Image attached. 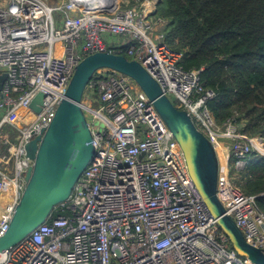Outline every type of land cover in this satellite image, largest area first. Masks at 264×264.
I'll return each mask as SVG.
<instances>
[{"label": "built area", "instance_id": "obj_1", "mask_svg": "<svg viewBox=\"0 0 264 264\" xmlns=\"http://www.w3.org/2000/svg\"><path fill=\"white\" fill-rule=\"evenodd\" d=\"M140 1L139 11H118L116 0H0V237L33 165L26 146L45 133L76 66L96 52L121 55L124 47L125 57L219 151L225 167H219L217 198L244 240L264 252V214L256 197L227 179L230 159L240 171L250 154L264 158V139L229 122L215 123L207 108L214 93L203 88L198 71L180 65L182 55L164 43L166 23L151 15L159 0ZM107 36L124 44L109 46ZM38 94L43 98L35 112L31 104ZM80 107L85 118L105 127L97 133L86 119L94 148L90 162L68 198L1 252L0 264H250L217 226L179 144L135 82L99 70Z\"/></svg>", "mask_w": 264, "mask_h": 264}, {"label": "water", "instance_id": "obj_2", "mask_svg": "<svg viewBox=\"0 0 264 264\" xmlns=\"http://www.w3.org/2000/svg\"><path fill=\"white\" fill-rule=\"evenodd\" d=\"M155 14L156 10L151 13ZM102 69L124 75L137 84L179 144L190 178L237 256L250 264H264L263 250L244 240L217 198L219 161L209 141L197 131L186 112L177 110L162 95L158 84L137 62L108 52L90 54L76 66L65 98L45 133L26 146V155L33 165L24 176L26 186L8 229L0 237V253L26 238L56 205L68 198L90 162L94 148L80 103L87 84ZM4 79L5 75L0 76V86ZM42 98L43 95L38 94L33 100L31 108L35 112L39 111L36 104H40Z\"/></svg>", "mask_w": 264, "mask_h": 264}, {"label": "trees", "instance_id": "obj_3", "mask_svg": "<svg viewBox=\"0 0 264 264\" xmlns=\"http://www.w3.org/2000/svg\"><path fill=\"white\" fill-rule=\"evenodd\" d=\"M153 17L166 23L164 43L182 55L180 65L214 93L207 108L215 123L234 120L242 134L264 139V0H159ZM230 171L264 214V158L250 154Z\"/></svg>", "mask_w": 264, "mask_h": 264}, {"label": "rangeland", "instance_id": "obj_4", "mask_svg": "<svg viewBox=\"0 0 264 264\" xmlns=\"http://www.w3.org/2000/svg\"><path fill=\"white\" fill-rule=\"evenodd\" d=\"M116 1L119 2V7L117 8L118 11H122L125 9H133L136 11L141 10V6H140L141 1L140 0H116ZM121 1H124V2L126 1L127 2V3H125L126 5H121ZM52 2H54V1H52ZM171 100H172V103L175 104V101L172 97H171ZM90 105L92 108H96V104L91 103ZM235 117H237V116H235ZM86 119L88 122L91 123L92 128L95 130V132L102 133L104 131V129H105L104 124L100 120L93 119V118H91V116H86ZM229 124L239 130L240 124L235 123L234 120H231L229 122ZM6 130H7V126H4L2 128V131L5 132ZM226 144L228 145V142ZM218 154H219V151H216V155H217V158L219 160L220 156ZM229 166L232 170L233 169L232 163ZM219 167L220 168L225 167L224 161H222L221 159L219 161ZM221 178H222V176H221ZM227 179L231 183V185H234L235 187H239V184H238V183H240L238 181L239 178L233 172L230 171V173L227 176ZM224 187L227 188V184H225Z\"/></svg>", "mask_w": 264, "mask_h": 264}, {"label": "crops", "instance_id": "obj_5", "mask_svg": "<svg viewBox=\"0 0 264 264\" xmlns=\"http://www.w3.org/2000/svg\"><path fill=\"white\" fill-rule=\"evenodd\" d=\"M106 43L109 45V46H118V45H122L124 44V39L122 38H119V37H111V36H107L106 37ZM221 171H224V167L221 168Z\"/></svg>", "mask_w": 264, "mask_h": 264}]
</instances>
